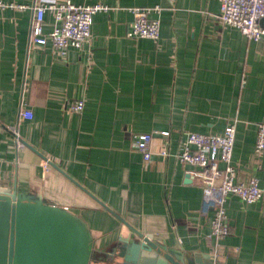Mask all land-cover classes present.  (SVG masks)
<instances>
[{
	"label": "crops",
	"instance_id": "1",
	"mask_svg": "<svg viewBox=\"0 0 264 264\" xmlns=\"http://www.w3.org/2000/svg\"><path fill=\"white\" fill-rule=\"evenodd\" d=\"M50 1L109 9L94 16L86 45L62 54L50 41L30 45L32 8H0V187L39 191L76 212L102 260L92 264H109L112 246L137 238L134 230L190 256L218 252L220 264H264V196L251 205L228 198L230 235L217 248L203 191L177 158L189 132L222 134L235 124L237 181L256 178L264 190V152L255 149L264 37L223 24L221 0ZM155 6L158 40L130 37L129 9ZM55 25L47 12L45 33ZM76 101L81 113L69 111ZM152 133L145 161L135 138Z\"/></svg>",
	"mask_w": 264,
	"mask_h": 264
},
{
	"label": "built area",
	"instance_id": "2",
	"mask_svg": "<svg viewBox=\"0 0 264 264\" xmlns=\"http://www.w3.org/2000/svg\"><path fill=\"white\" fill-rule=\"evenodd\" d=\"M0 8L34 10V19L30 26V45H45L51 42L54 49L64 53L69 46L82 48L92 36L94 16L109 8L103 4L76 5L72 2L58 4L55 1L40 0L33 7L7 3L0 0ZM160 6L133 7L129 36L133 38H150L158 40L161 31L160 19H150L153 13H160ZM47 12L53 13L56 25L52 31L45 33L44 19ZM219 19L223 24L237 28L244 36L253 41L264 37V0H221ZM85 108L83 101H76L69 111L81 113ZM23 119H32L31 111L22 112ZM14 132V130H13ZM17 135V134H16ZM163 135H167L163 133ZM237 135L235 124L228 125L222 134H202L189 132L177 154L178 161L189 166L186 170L189 178H195L203 191L204 209L212 212V235L220 242L230 235L226 202L230 196H237L248 205L257 203L264 196L256 178L248 182L237 181V171L233 164V153ZM18 137V135H17ZM152 134H141L135 138V148L140 151L145 161L151 158L150 144ZM19 139V138H17ZM18 144H23L18 140ZM256 152H264V123L258 127ZM167 152H163L165 155ZM223 165V167L221 166ZM218 252L214 259H218Z\"/></svg>",
	"mask_w": 264,
	"mask_h": 264
},
{
	"label": "water",
	"instance_id": "3",
	"mask_svg": "<svg viewBox=\"0 0 264 264\" xmlns=\"http://www.w3.org/2000/svg\"><path fill=\"white\" fill-rule=\"evenodd\" d=\"M134 232L137 238L121 237L112 246L106 262L220 264L211 256L177 252L151 236L144 238ZM91 240L86 222L70 208L58 205L39 191L0 187V264L100 263L102 260L92 254Z\"/></svg>",
	"mask_w": 264,
	"mask_h": 264
}]
</instances>
